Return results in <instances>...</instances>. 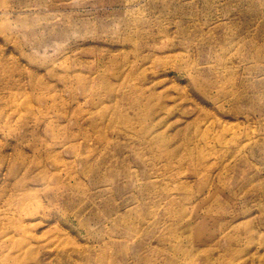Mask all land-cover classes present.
Returning a JSON list of instances; mask_svg holds the SVG:
<instances>
[{
  "label": "rangeland",
  "instance_id": "1",
  "mask_svg": "<svg viewBox=\"0 0 264 264\" xmlns=\"http://www.w3.org/2000/svg\"><path fill=\"white\" fill-rule=\"evenodd\" d=\"M9 228L0 264H264V0H0Z\"/></svg>",
  "mask_w": 264,
  "mask_h": 264
},
{
  "label": "bare ground",
  "instance_id": "2",
  "mask_svg": "<svg viewBox=\"0 0 264 264\" xmlns=\"http://www.w3.org/2000/svg\"><path fill=\"white\" fill-rule=\"evenodd\" d=\"M152 105H150L149 107H147V108H144V111H143V113H142V115H144V116H146V117H148L149 115H151L152 114V112L154 111V109H153V107H151ZM121 120H124V118H122ZM147 120V119H146ZM150 134H152L153 133V131L151 130L150 132H149ZM154 139H155V137H154ZM242 145V144H241ZM242 149H243V146H242ZM53 160H54V165H56V166H58L61 162H60V160H59V158L58 157H53ZM60 166V165H59ZM117 174H118V172H116ZM88 173H85V175H87ZM60 181H63V180H60ZM30 198V197H29ZM34 198V197H33ZM36 198H34V200H35ZM18 201L20 202V207H21V209H22V207L23 206H25L26 207V200L24 199V197L23 198H20V199H18ZM22 225H20L19 223H18V228H16V229H19V231H21L22 233L24 232V229H23V227H21ZM252 229H250L249 228V232H252L251 231ZM7 231V232H6ZM13 233H15V229L13 228L12 230H11V228H9V230H5V233H3V234H0V241H9V243H11V242H13V239H14V237L12 238H10V236L11 235H14ZM253 233V232H252ZM22 235V234H21ZM10 239V240H9ZM31 237L28 239V240H22V239H20L16 244H17V246H18V250H19V252H22L25 248H30L31 246H32V244H33V241H31ZM251 240H252V238H250ZM12 248V247H11ZM9 250H10V248H9ZM189 255V254H188ZM114 261V260H113ZM100 262H101V260H100ZM112 262V260L110 261V263ZM110 263H108V264H110Z\"/></svg>",
  "mask_w": 264,
  "mask_h": 264
}]
</instances>
